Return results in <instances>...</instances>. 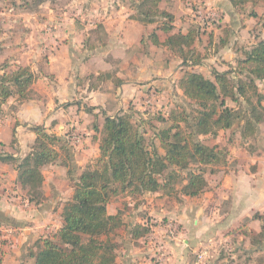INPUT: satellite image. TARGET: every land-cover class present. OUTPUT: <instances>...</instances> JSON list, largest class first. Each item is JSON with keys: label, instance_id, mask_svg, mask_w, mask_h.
Instances as JSON below:
<instances>
[{"label": "crops", "instance_id": "obj_1", "mask_svg": "<svg viewBox=\"0 0 264 264\" xmlns=\"http://www.w3.org/2000/svg\"><path fill=\"white\" fill-rule=\"evenodd\" d=\"M77 1L73 8L79 9L82 22L66 16L56 18L58 32L49 43L39 44L38 51L28 52L27 56L26 52L22 56L16 52L11 54L17 64L30 65L37 77L31 86V96L24 100L17 96L8 98L0 116V230L4 231L0 236L1 264H33L34 259L28 254L30 248L37 240L51 232L56 233L62 227L66 203H61L57 210L55 204L73 195V188L63 176L66 174L64 165L55 162L42 168L43 200L40 203L30 201L17 179V162L3 158L12 156L19 160L29 154L37 137L34 131L37 126L56 134L64 145H75L74 149L78 147L76 156H84L88 151L97 155L100 152L99 141H94L92 124L102 128L105 116H115L131 104L138 105L143 97L151 99L154 91L164 90L170 82L179 79L184 67L182 59L177 56L181 61L172 57L168 65L159 68L161 56L168 49H162L151 41L150 34L158 27V22L145 24L134 18L140 0H87L86 5ZM191 2H198L197 12L205 8L214 9L216 15L213 20L230 23V28L240 33L249 32L254 20L250 17L244 22L243 14L237 11L231 0H161L159 8L175 17L172 33H187L193 29H189L192 21L197 25L193 19L195 15L190 13ZM197 19L200 20L199 17ZM97 22L103 25L105 37L102 39L98 37L100 26L97 27ZM214 29L218 33V29ZM158 33L160 40H165L167 34L160 30ZM161 33L164 38H161ZM91 35V43L88 41L89 46L86 47L85 39ZM256 41L253 38L252 42ZM40 47L45 48L44 54ZM2 52L1 59L5 54ZM43 55H46L45 61L40 62ZM220 55L233 58L231 64L239 57L231 44L226 45ZM195 67L199 69L192 71L211 78L203 65L199 63ZM217 68V71L227 70L225 66ZM92 74L97 79L104 74L105 78L93 84L90 82ZM85 76H89V83H85ZM157 77L166 80L161 82L155 79ZM256 84L263 94V107L255 134L243 138L242 131H239L238 135L247 142L230 143L227 166L211 177L207 176L208 187L200 196L184 198L195 204L180 205L174 212L175 209L160 207V201L152 198L144 206L147 214L145 212L141 217L131 213L132 218L149 226L150 231L134 238L132 226L121 230L120 236L126 239H117V264H189L194 244L199 242L201 235L209 234L205 229L211 228L212 220H222L217 225L222 229L253 218L256 213L264 215V79L257 80ZM46 198L50 199L46 202ZM111 206L109 203L108 212L114 215L117 210H112ZM167 215L176 218L170 220L178 226L175 236L170 235L166 225L152 224ZM190 219L194 226L190 225ZM179 223L184 225V230H180ZM188 233L189 238L186 237ZM163 253L168 260L163 258L164 255L159 256ZM29 258L31 261L28 263Z\"/></svg>", "mask_w": 264, "mask_h": 264}, {"label": "trees", "instance_id": "obj_2", "mask_svg": "<svg viewBox=\"0 0 264 264\" xmlns=\"http://www.w3.org/2000/svg\"><path fill=\"white\" fill-rule=\"evenodd\" d=\"M258 1L264 2L231 0L237 10H242L248 3L256 5ZM160 2L142 0L139 14L134 18L145 24L156 22V15L164 18L150 34L153 44L166 47L180 57L184 65L189 61L192 65L199 64L201 58L195 56L193 50L197 30L172 33L175 17L160 9ZM158 30L167 34L165 40H160ZM244 56L238 60V67L247 72L246 80L233 81L231 70L215 71L212 79L191 70L179 79V87L200 107L192 123L196 134L217 136L220 130L230 129L237 123L242 125L243 138L255 134L263 107V94L256 81L264 79V39L246 50ZM36 77L28 66L0 75V116L8 98L17 95L19 100H24L30 97ZM249 92L257 97L255 101ZM240 98H244L248 107L227 105V99L239 103ZM179 117L175 116V119ZM174 127L159 132L164 150L161 154L157 147L151 148L152 145L147 144L144 134L133 124L131 115L105 116L104 133L98 139L100 155L95 164L88 165L74 182L73 195L63 208L62 227L53 235L37 240L30 248L28 254L34 259L33 264H117L119 243L113 241L110 234L123 226V222L119 213L108 212L113 197L128 194L137 199L145 193L159 191L169 194L177 190L179 182L182 186L178 191L184 196L197 197L204 193L208 187L206 167L225 158L226 148L195 139L189 141L179 131L172 134ZM34 131L37 137L29 154L19 160L12 156L3 159L17 162L18 181L30 201L40 203L43 200L42 168L58 159L57 144L62 151L68 152V147L60 137L42 126L34 127ZM62 164L66 165V162ZM186 171L188 175L182 177ZM256 215L264 219L261 214ZM147 233L148 228L142 225H136L132 230L134 238Z\"/></svg>", "mask_w": 264, "mask_h": 264}, {"label": "rangeland", "instance_id": "obj_3", "mask_svg": "<svg viewBox=\"0 0 264 264\" xmlns=\"http://www.w3.org/2000/svg\"><path fill=\"white\" fill-rule=\"evenodd\" d=\"M78 1L84 5L88 4L87 0ZM141 1L142 0H140V2ZM73 3H76L75 0H0V51L5 53L1 56L3 59L0 58V75L5 72L10 73L18 69V67L24 66L22 64H17L14 60L15 58H12L13 56H11V54H13V52H16V55L18 56H22V54L26 52L27 56L28 52L31 53L38 51L37 46L39 44L44 45L49 43L51 41L50 39L55 37L58 32V27L55 24V22H57L56 18L59 19L66 16V18H75L78 23H80L82 19L79 18H81L82 15L79 13V9L74 10ZM197 3L191 2L192 11L190 13L192 14L191 16L195 15V18L193 17V19L196 23H198L196 25L193 21L192 23L190 22L191 25L189 29L193 28L198 30L193 50L195 52V56L199 55L201 58L200 65L205 67L204 70L206 74L211 78H213V73L217 71L218 66H225L227 70H231L233 72L230 75L233 81L236 82L239 78L246 80L247 72L245 70L241 71V68L238 67V60L245 57L244 52L246 50L251 49L259 40L264 38V2L258 1V4L256 5L248 3L242 10H237L240 14H243L244 22L246 20H250V17L254 18L252 25H250L249 32L245 31V33H240V31L237 32L235 29L230 28V23H220L221 20L200 19L197 21L198 16H196L197 10L195 9L196 6H199ZM138 14L139 11L135 13V16ZM156 16H154L156 22H158V24L163 23L164 18ZM96 24L97 27L100 26V29L98 28V37L102 39L105 37L103 25L98 22ZM211 27H213V29H210ZM214 27L218 29V33H216ZM234 31L235 33L233 34ZM90 33H92V31H90ZM92 37L93 36L91 35L85 39V42H87L85 43L86 47L89 46L88 41L91 43ZM162 37L164 38V34L161 33V38ZM253 38L258 41L253 43ZM228 44H231L233 50L237 51L239 54V57L233 60V64L230 63L233 58L226 55H220V51ZM160 47H162V49L166 48L164 46ZM9 49H12V51H9ZM40 49L43 54L46 52L44 47H40ZM171 53L172 52L170 50L164 51L160 59L162 61L160 62L161 64L159 68L168 65L172 57L181 61L175 54ZM41 58L40 62H44L46 55L41 56ZM203 59H206L207 61ZM182 65L184 67L179 73L180 78L188 71L199 69L195 67L196 65H192L190 61L185 65L182 63ZM28 67L31 69L30 65ZM90 77L92 79L90 82L96 83L98 80L104 79L105 75L101 74L98 79L95 78L93 74L90 75ZM155 79H158L161 82L166 80L161 77H157ZM179 79L176 78L174 82H170L166 85L164 90H157L159 92L154 91V93L150 96L153 101L143 97L138 105L131 104L126 110H120L116 115L122 113H128L131 115L133 124L141 133L144 134L147 144H149V146L152 145L151 148L157 147L161 154L164 153V150L161 147V142L158 138L159 132L163 129L174 126L177 127L173 128L172 134L179 131L180 134L186 137L189 141L195 139L210 146L217 144L222 149L226 148L224 149L226 159L223 157V159L226 160L225 162H223L222 159L220 162L206 167V177H211L217 171H220L222 167L227 166V163L229 162L227 159L229 157L230 143L234 142L236 144H244L247 142L246 140H243L240 135H238L239 131H242V125L237 123L230 129L220 130L217 136L211 134H196L192 123L194 121V116L197 114V110L200 107L194 100L189 99L184 93V90L177 85ZM84 81L85 83H89V76H85ZM249 94L252 95L250 92L248 95ZM252 98L255 101L257 97L252 95ZM227 105L243 109L244 107H248V103L244 100V98H240L239 103L231 99H227ZM175 116L181 117L175 119ZM91 129L95 132V134H93L94 141L98 142V139L103 136L104 126H102V128H98L96 123H93ZM254 139L255 138L252 140L255 141ZM225 141L227 142V145H224ZM74 146L70 147L68 144V152H66L60 150L58 144L56 145V148L60 151L56 162L61 165H63V161L66 162V165H64L66 174L63 176L66 177L64 179H67L71 188L74 187V182L78 180L84 169L88 167V165H94L100 155L99 151L97 155L93 152L89 153L88 151L84 156H76L75 153L78 151V147L74 149ZM79 153L81 154V152ZM192 168H195V166L192 165ZM181 175L186 178L188 173L186 171ZM181 186V182L177 183V190L169 194L159 191L156 193H145L137 199H133V197L128 194H120L113 197L110 202L112 205L111 209L117 210V213L120 214L123 226L110 234L112 240L118 242L117 239L120 237L126 239V237L120 236V231L125 227L127 228L128 226H132V228H134L136 225H142V223H138L139 221L132 218L133 216L131 213L134 212V215L138 214L141 217L145 215V212L147 214L144 206L147 205V202L152 198H156L157 201H160V207L163 205L162 208L165 207L167 210L175 209L174 212L177 211L176 207H179L180 205L195 204L191 199H189L188 202L184 199L193 197H187L181 194V192L178 191ZM49 199L50 198H46V202ZM69 199L71 198H64V201L59 200L57 204H55V210L58 209L61 203L65 204ZM52 205H54V202ZM256 214L253 218L240 220L238 224L222 229L217 228V225L220 224L222 220H212L211 228L209 227L205 229V232H209V234L204 236L201 235V237L198 238L199 242L194 244L195 246H193L189 255V264H264V219L261 217L257 218ZM261 216L264 217V215ZM132 219L134 220L132 221ZM171 219L176 220V218L167 215L161 217L157 220V222H153L152 224L163 226ZM132 223H134V225ZM189 223L190 225H195L191 219ZM178 225L181 231L184 230L183 224L179 223ZM142 226L150 229L147 225ZM3 233L4 231L0 230V236H2ZM51 235H53L52 232L49 236ZM186 237L189 238V233ZM5 240L7 241L8 239ZM206 245L210 247L209 254L203 261H198L197 255L201 251L202 247ZM1 254L3 255L4 251H2ZM163 255L164 253L159 256ZM163 258L168 260L165 255ZM30 259L31 258L27 260L28 263L31 261ZM2 260L3 257H0V264Z\"/></svg>", "mask_w": 264, "mask_h": 264}, {"label": "built area", "instance_id": "obj_4", "mask_svg": "<svg viewBox=\"0 0 264 264\" xmlns=\"http://www.w3.org/2000/svg\"><path fill=\"white\" fill-rule=\"evenodd\" d=\"M215 15H216V12L212 8L200 9L198 10L196 14V16H198L200 19H206V20H209V19L213 20ZM166 228L168 229V232L170 233V235L172 236L176 235L178 226L174 224V222L168 221L166 224ZM209 249L210 247L208 245L202 247L201 251L197 255L198 261H203L207 257V255L209 254ZM159 261H162V259L160 258Z\"/></svg>", "mask_w": 264, "mask_h": 264}]
</instances>
